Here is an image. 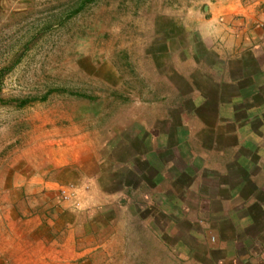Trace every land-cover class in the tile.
<instances>
[{
	"label": "rangeland",
	"instance_id": "rangeland-1",
	"mask_svg": "<svg viewBox=\"0 0 264 264\" xmlns=\"http://www.w3.org/2000/svg\"><path fill=\"white\" fill-rule=\"evenodd\" d=\"M196 1L0 0V264H243L239 240L221 243L214 228L197 233L217 251L215 259H194L186 230L171 235L168 226L165 235L147 197L139 195L136 208L119 204L127 197L113 194L111 183L121 168L114 160L131 155L120 142L128 135L133 142L159 108L178 98L191 102L192 58L214 61L204 73L216 77L226 62L233 82L227 106L249 112L235 118L249 128L240 138H253L250 113L264 98V48L246 55L244 66L237 54L207 52L199 44L207 36L208 2ZM25 97L32 101L23 107L6 104ZM246 153L255 154L254 147ZM231 176L238 187L241 179ZM62 188L72 189L80 205L65 200ZM233 213L243 220L239 235H253L255 258L244 264H264V206Z\"/></svg>",
	"mask_w": 264,
	"mask_h": 264
},
{
	"label": "crops",
	"instance_id": "crops-1",
	"mask_svg": "<svg viewBox=\"0 0 264 264\" xmlns=\"http://www.w3.org/2000/svg\"><path fill=\"white\" fill-rule=\"evenodd\" d=\"M207 2L203 6L206 14L205 30L202 31L207 36L202 37L203 43L200 42L199 46L220 56L224 51L237 54L240 66L246 65V55L255 52L256 47L264 48V29L261 23H257L264 20V0ZM198 3L203 1L197 0ZM241 55L243 57H239ZM208 62H200L197 58L189 62L194 63V68L190 76V93L186 94L191 100L188 105H181L178 98L176 105L159 108L148 128L140 126L133 142H130L131 135L126 138L128 142H120L127 145L131 155L121 162L114 160L121 168L112 177L111 183L116 185L113 194L127 197L119 198L116 201L119 204L128 201L136 208V205H142L137 204L138 196L143 199L147 197L145 200L149 205L146 207L163 221L161 231L165 235L168 226L171 235L178 229L186 230L182 236L194 245V259H215L217 251H211L205 245L207 237H199L197 233L198 229L207 231L214 228L212 230L219 235L221 243L235 242L232 241L234 238L239 240L244 251L238 257L244 264L255 258L250 239L253 235L244 234L242 230L239 235L238 228L242 227L243 220H239V216L237 218L233 212L250 207L263 209L264 206V123L261 122L264 98L259 97L260 106L254 107L250 113L255 119L253 138L249 135L240 138L239 134L249 128L240 121L237 123L235 117L248 115L249 112L243 110L241 114L240 110L227 106L226 94L233 82L230 81L231 76L226 74V62H220L224 70L217 77L213 70L204 73L205 67L214 66V61H210L211 65ZM214 90L219 91L211 96ZM186 95H181V98H188ZM130 144L135 146V151H129ZM247 146H253L255 154H247ZM140 147L142 151L138 150ZM248 161L250 165H255L253 173L248 171ZM236 173L239 181L241 179L238 187L229 184L231 175ZM84 180L79 178L80 183ZM95 180L100 186L104 185L100 178ZM241 185L244 186L243 190ZM246 185L251 191L247 190ZM239 196H244L241 201ZM243 216L247 220V214ZM161 231L159 234L163 235ZM200 245L204 247V254L199 252Z\"/></svg>",
	"mask_w": 264,
	"mask_h": 264
},
{
	"label": "trees",
	"instance_id": "trees-1",
	"mask_svg": "<svg viewBox=\"0 0 264 264\" xmlns=\"http://www.w3.org/2000/svg\"><path fill=\"white\" fill-rule=\"evenodd\" d=\"M84 2H82L81 4L83 5ZM79 5L78 8H76V10L78 9H81V6L82 5ZM74 95H76V97L78 98H88V99H93V96H87V95H84V94H81V93H74L72 92ZM37 99V98H35ZM32 100L31 98H28V97H25V98H9L6 102V104H11V105H15L17 107H23L24 105L30 103Z\"/></svg>",
	"mask_w": 264,
	"mask_h": 264
},
{
	"label": "built area",
	"instance_id": "built-area-1",
	"mask_svg": "<svg viewBox=\"0 0 264 264\" xmlns=\"http://www.w3.org/2000/svg\"><path fill=\"white\" fill-rule=\"evenodd\" d=\"M261 26L263 27L264 29V22H261ZM61 193H62V197L65 199V200H72L73 199V202H74V205L78 206L80 205L79 201L77 200V197L75 196L74 192L72 189H66V188H62L61 189Z\"/></svg>",
	"mask_w": 264,
	"mask_h": 264
}]
</instances>
